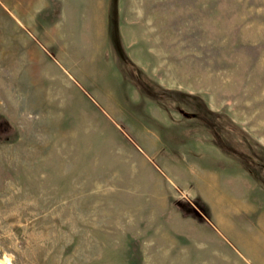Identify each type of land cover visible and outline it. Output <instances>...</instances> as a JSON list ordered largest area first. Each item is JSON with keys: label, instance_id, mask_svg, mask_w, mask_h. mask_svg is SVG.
<instances>
[{"label": "rangeland", "instance_id": "1", "mask_svg": "<svg viewBox=\"0 0 264 264\" xmlns=\"http://www.w3.org/2000/svg\"><path fill=\"white\" fill-rule=\"evenodd\" d=\"M0 264H264V0H0Z\"/></svg>", "mask_w": 264, "mask_h": 264}]
</instances>
